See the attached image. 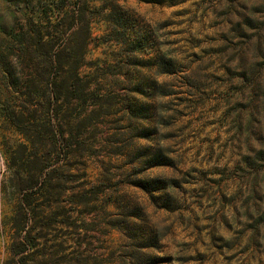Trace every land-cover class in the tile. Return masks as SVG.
<instances>
[{"label":"rangeland","instance_id":"1","mask_svg":"<svg viewBox=\"0 0 264 264\" xmlns=\"http://www.w3.org/2000/svg\"><path fill=\"white\" fill-rule=\"evenodd\" d=\"M0 0V264H264V0Z\"/></svg>","mask_w":264,"mask_h":264},{"label":"trees","instance_id":"2","mask_svg":"<svg viewBox=\"0 0 264 264\" xmlns=\"http://www.w3.org/2000/svg\"><path fill=\"white\" fill-rule=\"evenodd\" d=\"M89 3H90V0H78L76 5L78 6V8H81L82 5L87 6L89 5Z\"/></svg>","mask_w":264,"mask_h":264}]
</instances>
